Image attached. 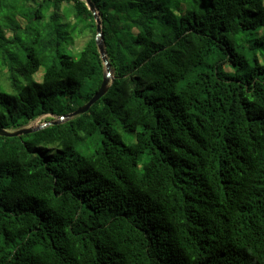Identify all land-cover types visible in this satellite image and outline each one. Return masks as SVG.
<instances>
[{
    "label": "trees",
    "instance_id": "trees-1",
    "mask_svg": "<svg viewBox=\"0 0 264 264\" xmlns=\"http://www.w3.org/2000/svg\"><path fill=\"white\" fill-rule=\"evenodd\" d=\"M91 1L112 87L0 136V264H264V0ZM96 36L85 0H0V129L88 104Z\"/></svg>",
    "mask_w": 264,
    "mask_h": 264
},
{
    "label": "water",
    "instance_id": "water-1",
    "mask_svg": "<svg viewBox=\"0 0 264 264\" xmlns=\"http://www.w3.org/2000/svg\"><path fill=\"white\" fill-rule=\"evenodd\" d=\"M85 1L87 3L89 10L92 12V14L95 18L96 24H97L96 43L98 46L99 53L102 56L103 63L106 67V74L104 76V80H103V83L101 85L100 90L91 99V101L88 104H86L82 108L78 109L75 113H73L71 115H68L66 117H61L58 121L45 123V124L37 126V127H26L24 129H21L18 131H7L4 129H0V136L1 137L17 138V137H22L25 135H31V134H34V133L39 132L41 130H44L45 128H48L50 126L60 125L65 121H68V120L77 118L79 116L85 115L91 110V108L94 105H96L110 91L112 84H113V81H114V77H113L112 68L110 66V63H109V60L107 57V53H106V46H105L104 37L102 34V21H101V18L99 16V13H98L95 5L92 3V1L91 0H85Z\"/></svg>",
    "mask_w": 264,
    "mask_h": 264
},
{
    "label": "rangeland",
    "instance_id": "rangeland-1",
    "mask_svg": "<svg viewBox=\"0 0 264 264\" xmlns=\"http://www.w3.org/2000/svg\"><path fill=\"white\" fill-rule=\"evenodd\" d=\"M79 46H81V43L80 42H78V47ZM261 59V58H260ZM262 60V62H263V64H264V60L263 59H261ZM43 71V70H42ZM42 71L40 72L41 74H38L37 76H36V79H40L41 77H42ZM45 119H46V117L45 118H41V119H39L38 121H36V122H34V123H31L28 127H37V126H40V125H43V124H45Z\"/></svg>",
    "mask_w": 264,
    "mask_h": 264
}]
</instances>
